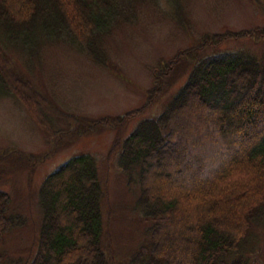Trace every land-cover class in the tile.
Here are the masks:
<instances>
[{"label": "trees", "instance_id": "obj_1", "mask_svg": "<svg viewBox=\"0 0 264 264\" xmlns=\"http://www.w3.org/2000/svg\"><path fill=\"white\" fill-rule=\"evenodd\" d=\"M133 3L0 0V96L23 101L55 144L66 132L61 124L76 128L74 136L112 128L113 120L80 122L52 106L9 68L8 52L14 46L34 50L42 37L103 61L104 36L129 17ZM242 39L264 40V29L206 36L162 63L153 72L160 90L190 68L184 85L161 114L142 120L111 150L109 161L139 182V206L151 224L150 243L132 264H252L254 231L264 224V56L216 51ZM185 175L190 185L181 180ZM106 195L91 155L75 156L48 175L40 188L38 248L22 264H114L102 211ZM22 219L11 213L9 193L0 190V240ZM4 257L0 264H8Z\"/></svg>", "mask_w": 264, "mask_h": 264}, {"label": "rangeland", "instance_id": "obj_2", "mask_svg": "<svg viewBox=\"0 0 264 264\" xmlns=\"http://www.w3.org/2000/svg\"><path fill=\"white\" fill-rule=\"evenodd\" d=\"M131 10L104 36L103 61L69 43L42 37L34 50L9 49V68L52 106L80 122L113 120V127L74 136L76 128L61 124L58 128L66 132L55 144L23 101L0 96V190L9 193L11 213L25 223L0 240L5 263L22 264L34 256L44 216L41 185L71 158L87 154L96 159L101 183L108 190L102 211L114 264H132L136 252L150 243L151 224L139 206V182H130L109 156L116 142L125 140L142 120L162 113L184 85L185 71L190 72L182 70L161 91L154 70L197 47L206 36L264 29V0H134ZM242 40L216 51L246 49L264 56V40ZM156 84L159 89L150 96ZM181 180L187 183V175ZM253 247L251 263L264 264V224L254 231Z\"/></svg>", "mask_w": 264, "mask_h": 264}]
</instances>
